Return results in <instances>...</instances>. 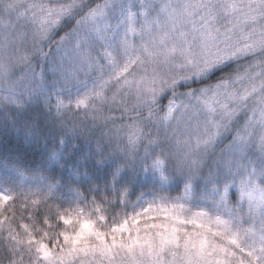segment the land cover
Wrapping results in <instances>:
<instances>
[{
  "label": "snow or ice",
  "instance_id": "obj_1",
  "mask_svg": "<svg viewBox=\"0 0 264 264\" xmlns=\"http://www.w3.org/2000/svg\"><path fill=\"white\" fill-rule=\"evenodd\" d=\"M0 264H264V0H0Z\"/></svg>",
  "mask_w": 264,
  "mask_h": 264
}]
</instances>
